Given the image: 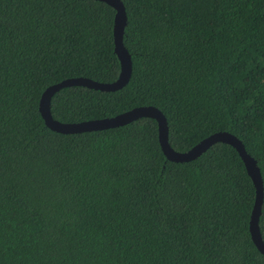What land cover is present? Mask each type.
Wrapping results in <instances>:
<instances>
[{"label": "trees", "instance_id": "16d2710c", "mask_svg": "<svg viewBox=\"0 0 264 264\" xmlns=\"http://www.w3.org/2000/svg\"><path fill=\"white\" fill-rule=\"evenodd\" d=\"M121 1L128 82L63 87L52 117L153 105L176 151L235 135L260 170L264 242V0ZM114 14L98 0H0V264H264L249 232L255 187L230 144L175 162L151 117L70 134L46 126L47 86L117 78Z\"/></svg>", "mask_w": 264, "mask_h": 264}, {"label": "water", "instance_id": "95a60500", "mask_svg": "<svg viewBox=\"0 0 264 264\" xmlns=\"http://www.w3.org/2000/svg\"><path fill=\"white\" fill-rule=\"evenodd\" d=\"M103 1L114 8L113 40L114 51L120 62V71L117 78L111 82H100L87 77H70L47 86L39 99L38 110L51 130L59 133H81L85 131L102 130L125 125L140 117H151L157 122L158 140L166 158L175 162H184L195 159L206 149L217 142H223L233 146L241 157L246 171L255 187V200L249 220V232L257 249L264 255V242L259 229V216L263 199V184L260 170L256 160L250 156L235 135L226 131H217L202 138L186 151L174 150L168 142V126L164 114L153 105H140L113 115L98 119H89L79 122H61L54 119L50 113V101L55 92L63 87L84 86L100 91H115L122 88L129 80L132 62L130 54L123 44V32L126 25V12L121 0H98Z\"/></svg>", "mask_w": 264, "mask_h": 264}]
</instances>
